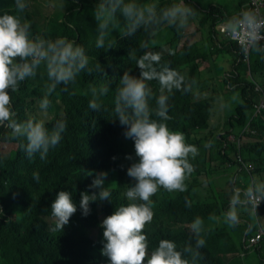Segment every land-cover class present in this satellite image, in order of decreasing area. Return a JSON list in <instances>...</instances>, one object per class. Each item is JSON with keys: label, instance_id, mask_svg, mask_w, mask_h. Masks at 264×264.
I'll return each instance as SVG.
<instances>
[{"label": "trees", "instance_id": "16d2710c", "mask_svg": "<svg viewBox=\"0 0 264 264\" xmlns=\"http://www.w3.org/2000/svg\"><path fill=\"white\" fill-rule=\"evenodd\" d=\"M41 1L48 7L53 6L55 12L37 15L28 10L25 16L32 24L33 32L39 31L51 38L67 36L84 46L91 64L101 63L108 78H103V74L90 76L82 73L68 91L63 90V85L58 86L49 97L51 105L46 117L39 112L37 104L42 98L46 78L41 79L38 75L29 79L21 84L19 92L12 94L19 119L39 115L51 128L63 114L67 128L62 140L50 149L45 160H41L38 153L30 160L21 148L25 141L7 138L12 152L0 157V264H108V258L101 254L103 229L100 223L115 211L118 204L126 202L124 190L119 188L133 183L127 175V166L131 161L125 156H134L135 152L133 141L124 137V128L119 121L110 120L113 118L115 82L109 87L108 94L101 98L106 110L100 112L88 108L91 99L89 88L107 84L111 77H116L118 82L128 68H132L134 75H139V69L127 61V56L129 49L138 47L144 39L143 33L121 39L114 32L108 38L116 42L114 47L107 51L97 49V22L93 15L97 0H78V3L73 0ZM243 1L237 0V9ZM152 2L163 6L170 0ZM189 2L198 10L190 28L196 34H204V37L197 39L200 35H188L186 32L178 35L174 28L164 26L161 30L165 28L163 32L169 36L173 34V37L164 44L157 43L154 50L162 51L163 59L170 61L171 66L184 75L186 63L191 62L194 65L193 78L196 79L200 62L209 57L207 52L215 56L224 48L229 57L222 84L227 90L223 92V97L213 91L208 92L209 96L203 94L201 99L192 98V90L188 94L175 92L170 99L169 115L172 119L168 122L169 126L182 131L188 143L200 149V155L192 161L195 171L187 181L186 192L169 193L160 189L153 196L154 218L145 228L149 247L155 246L159 238L174 239L182 244L188 237L191 221L199 215L209 228L206 247L202 249V264H264V228L260 225L259 214L264 208V201L259 204L256 214L242 213L239 223L233 228L207 219L227 209L232 190L230 178L244 175L248 179L264 180V109L261 114L254 115L255 99L262 98L264 83L263 89L256 90L254 81L251 84L248 82L247 70L251 71L252 78H258L264 59L252 55L249 63L241 61L237 64L239 55L226 42L216 40L214 28L220 19L223 21L234 12L232 0H215V4L211 2L208 6L203 5L201 0ZM11 5L12 0H0V11L9 9ZM261 11H264V6ZM207 23L211 27L209 36ZM179 41H183L182 46L178 45ZM170 52L175 55H170ZM152 84L155 88L156 83ZM234 91H240L241 97L249 94L251 99L243 101L236 111L228 113L226 123L232 127L234 122L242 125L234 139H230L232 129H213L212 116L216 104L230 97ZM221 121L222 113L218 122ZM5 134L0 129V137ZM208 141H212V145L205 148L204 144ZM114 156L117 157L115 161L112 159ZM66 161L84 162L93 175L87 176V169L61 164ZM121 164L125 167L121 168ZM232 166L236 169H231ZM35 171L40 173L39 183L33 179ZM101 171L108 172L105 186H110L112 199L92 202L90 214L84 216L79 208L80 193L86 190L98 192V189L88 186L95 174ZM61 189L72 193L77 212L70 217L63 231L53 232L50 230L53 225L50 207ZM188 200L192 202L190 208L185 206ZM93 231H96L94 237L91 235ZM259 234V241H254Z\"/></svg>", "mask_w": 264, "mask_h": 264}, {"label": "clouds", "instance_id": "9594fccd", "mask_svg": "<svg viewBox=\"0 0 264 264\" xmlns=\"http://www.w3.org/2000/svg\"><path fill=\"white\" fill-rule=\"evenodd\" d=\"M31 2L12 0L9 9L0 11V129L7 134L0 137V157L11 154L8 139H15L25 141L21 148L30 160L37 153L41 160H45L50 149L62 140L67 128L66 120L61 114L51 128L39 115H28L21 120L14 109L12 94L19 92L21 84L29 79L38 75L41 79L46 78L42 98L37 101L39 112L46 117L51 105L49 97L58 86L63 85V90L68 91L82 73L90 76L103 74V78H108V74L101 63L91 64L85 47L67 36L51 38L39 31L34 33L25 16L28 10L31 11ZM73 2L78 3V0ZM203 2L208 3L209 0ZM211 2L215 4V0ZM93 15L97 22V49L107 51L114 47L116 42L108 39L114 32L121 39L138 33H143L144 37L138 47L129 49L127 56V61L139 69V75H134L132 68H128L118 82L116 77H111L107 84L89 88L91 99L88 108L100 112L104 109L101 98L108 94L109 87L115 82L113 118L110 120L119 121L124 128V137L133 141L135 152L134 156H125L131 161L127 175L133 183L119 188L124 190L126 202L118 204L115 211L100 223L103 229L101 254L108 258V264H202V249L206 247L209 228L201 216L193 218L188 227V237L182 244L174 239L159 238L150 248L145 233L146 225L154 218L153 196L160 189L169 193L186 192L187 181L195 171L192 161L200 155V149L188 143L186 135L168 123L172 119L169 115L171 97L175 92H192L197 81L172 67L170 61L163 59L162 51L154 50L157 46L154 37L164 26L183 35L198 15V10L189 0H170L163 6L152 0H97ZM222 23L224 27L220 31L225 28L224 35L239 48H236L239 55L237 63L248 58L250 62L252 55L264 59V11L245 3L227 15ZM169 54L175 55L174 52ZM186 66L193 73L191 66ZM247 70L250 76L251 71ZM152 82L156 83L155 88ZM262 101L264 103L263 98L255 100V110ZM243 103L240 94L234 92L222 107ZM263 109L264 106L261 112ZM211 145L212 141H208L204 147ZM112 159L115 161L117 157ZM61 164L87 169L85 174L93 175L84 162L66 161ZM120 167L125 166L121 164ZM32 175L39 183L40 173L35 171ZM107 176V171L97 172L88 186L98 189V192L86 190L80 193L82 215L90 214L92 202L112 199L110 186H105ZM230 183L232 190L227 209L207 219L233 228L239 223L242 213H257L259 204L264 201V180L236 176L230 178ZM185 206L190 208L192 202L186 201ZM50 209L53 218L50 230L63 231L70 217L77 212V204L70 191L61 189Z\"/></svg>", "mask_w": 264, "mask_h": 264}, {"label": "rangeland", "instance_id": "374dc122", "mask_svg": "<svg viewBox=\"0 0 264 264\" xmlns=\"http://www.w3.org/2000/svg\"><path fill=\"white\" fill-rule=\"evenodd\" d=\"M201 3L203 5H205V6H208L211 3V0H209L208 3H204L203 0H201ZM30 10L35 12V13H37V14H44V15H49V14L51 15L52 13L55 12L53 6H50V7L45 6L42 3H39L38 0H32ZM206 27L208 28L207 34L209 36L210 31H211V27L209 26L208 23H207ZM201 29L204 30L202 25H201ZM164 30H165V28L163 30H161L158 33V35L156 36L155 40L159 44H164V43L168 42L173 37V34H172V36H169L168 33L166 34V33L163 32ZM186 33L188 35H198L190 27L186 31ZM200 37L201 38L204 37V34L201 33ZM200 37H198V39ZM217 38H218V40L220 42H225V39L222 37V35L220 34V32L218 30H217ZM178 45L182 46L183 45V41H179ZM207 53L210 54V52H207ZM227 54H228L227 51L223 48L222 52H220L219 55L220 56L221 55L225 56ZM217 57H218L217 55L210 57L208 64L212 65L214 70L217 72V81H218V83H216V82H210V83L205 82L204 81L205 78H201V66L199 65V71L197 72V76H196V79H195L197 81V85H195L193 87V92L194 93L192 95V98L195 97V98L201 99V97H203L204 95L209 96L208 92H213V91L218 92V94L221 97H223V92L226 91L227 88L222 84V75L228 69L226 68V65L220 59H218ZM190 66H191L192 70H194V65L190 64ZM259 69L261 71L260 76L258 78H252L251 76H249L248 82H249V84H251V81H254L255 86L258 85V86H260L263 89L262 84L264 83V64L261 65L259 67ZM234 92H238L240 94V91H234ZM240 98L243 101H246V100L251 99V96L249 94H247L244 97L240 96ZM225 100H222L218 104L222 110L219 108V106L217 104H216V106L214 108L215 113L212 116V118H213L212 128L216 129V130L232 129L233 133L230 135V139H234V135L237 133V131L239 129H241L242 125L239 124V123H235L234 122L233 127H232L230 124L226 123V120L228 119V113L231 110L232 111H236V107H238L239 104H233L230 107L225 108V107H222V104L225 102ZM221 113H222V121L218 122L219 119H220ZM231 169H236V168L232 166ZM241 177H244V175H241ZM244 178L248 179L247 177H244ZM260 211H261V209H260ZM259 214H260V225L264 228V208L261 211V213H259ZM91 235H92V237L96 236V231H93V233ZM262 254L264 256V251H263ZM250 257L251 256L249 255L247 258L249 259ZM255 262H257V258H255Z\"/></svg>", "mask_w": 264, "mask_h": 264}, {"label": "crops", "instance_id": "0c3cea01", "mask_svg": "<svg viewBox=\"0 0 264 264\" xmlns=\"http://www.w3.org/2000/svg\"><path fill=\"white\" fill-rule=\"evenodd\" d=\"M237 0H232V8H233V10L234 11H236V10H238L237 9ZM209 24V23H208ZM221 27H224V24L222 23V20L220 19V22L215 26V28H214V30L217 32V30L220 32V34L222 35V37L225 39V42L227 43V45H230L231 46V48H232V50L234 51V53L236 54V48H234V46H233V44L231 43V41L224 35V33L223 32H221L220 31V28ZM205 31L204 32H206V29H204ZM211 32V31H210ZM198 35H200V34H198ZM210 35V34H209ZM198 37H200V36H197V39H198ZM199 39H201V37L199 38ZM217 41H219L218 40V38L216 39ZM220 42V41H219ZM210 51H214V49L213 48H210ZM218 57V59H220L225 65H226V61H227V58L229 57V55L227 54V55H217ZM210 57H212V56H209L208 58H207V60L206 61H203V62H200L201 63V78H205V82H208V83H210V82H216V83H218V81H217V72L214 70V68H213V66L212 65H210V64H208V62H209V58ZM186 64H188V65H190V63H186ZM238 64V63H237ZM185 74H186V76L187 77H191V78H193V76H194V73H191V70H190V68L189 67H187V70H186V72H185ZM190 78V79H191ZM258 86H256V90H258V88H257ZM260 87V86H259ZM261 88V87H260ZM261 90V89H260ZM262 98H264V92L262 93ZM261 98V99H262Z\"/></svg>", "mask_w": 264, "mask_h": 264}, {"label": "built area", "instance_id": "2783aa9c", "mask_svg": "<svg viewBox=\"0 0 264 264\" xmlns=\"http://www.w3.org/2000/svg\"><path fill=\"white\" fill-rule=\"evenodd\" d=\"M245 3H248L250 6L252 7H258L260 10L262 9V7L264 6V0H244L243 1V4L240 6V8L245 4ZM223 32H225V28H222L221 29ZM231 41V40H230ZM231 42H234V41H231ZM244 59V57H243ZM244 61L248 62L249 63V58L247 60L244 59ZM259 90L261 89L259 86L257 87ZM264 99V98H263ZM264 106V103L263 101L261 103H259L256 107V110H255V115L257 114H260L261 113V107ZM261 238L260 234L257 235L256 239H254V241H259V239Z\"/></svg>", "mask_w": 264, "mask_h": 264}, {"label": "flooded vegetation", "instance_id": "af4514ba", "mask_svg": "<svg viewBox=\"0 0 264 264\" xmlns=\"http://www.w3.org/2000/svg\"><path fill=\"white\" fill-rule=\"evenodd\" d=\"M39 1V3H42L43 5H47L46 3H44L43 1H41V0H38Z\"/></svg>", "mask_w": 264, "mask_h": 264}]
</instances>
